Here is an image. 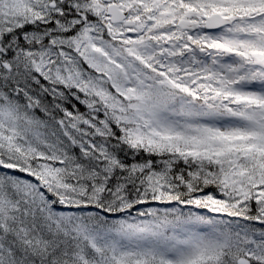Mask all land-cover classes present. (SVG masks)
I'll use <instances>...</instances> for the list:
<instances>
[{
	"label": "snow or ice",
	"instance_id": "6c2138e0",
	"mask_svg": "<svg viewBox=\"0 0 264 264\" xmlns=\"http://www.w3.org/2000/svg\"><path fill=\"white\" fill-rule=\"evenodd\" d=\"M0 264H264V0H0Z\"/></svg>",
	"mask_w": 264,
	"mask_h": 264
}]
</instances>
